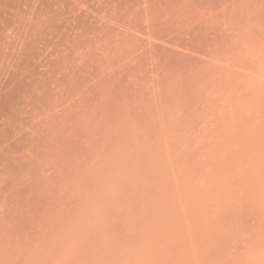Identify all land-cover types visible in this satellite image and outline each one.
<instances>
[{
  "label": "rangeland",
  "instance_id": "1",
  "mask_svg": "<svg viewBox=\"0 0 264 264\" xmlns=\"http://www.w3.org/2000/svg\"><path fill=\"white\" fill-rule=\"evenodd\" d=\"M0 264H264V0H0Z\"/></svg>",
  "mask_w": 264,
  "mask_h": 264
}]
</instances>
